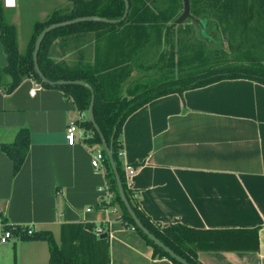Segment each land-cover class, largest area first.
Segmentation results:
<instances>
[{
  "label": "crops",
  "instance_id": "1",
  "mask_svg": "<svg viewBox=\"0 0 264 264\" xmlns=\"http://www.w3.org/2000/svg\"><path fill=\"white\" fill-rule=\"evenodd\" d=\"M5 8L19 31L20 13ZM32 36V35H31ZM30 36V39H31ZM20 52H25L30 39ZM74 40V41H73ZM60 43L58 61H95L93 36ZM73 58V59H72ZM8 59L0 40V239L6 226L50 231L60 243L66 224L87 222L109 235L110 264H175L122 221L118 208L100 209L106 175L92 166L98 146L70 145L67 127L79 111L64 92L26 78L11 93ZM30 132L21 170L1 145L20 129ZM122 163L137 173L129 180L141 212L154 224L195 230H255L259 250L199 252L200 264H264V84L226 79L156 99L134 112L122 131ZM103 148V147H101ZM5 222V226L2 222ZM59 233V241L57 240ZM49 245L13 234L0 241V264H49Z\"/></svg>",
  "mask_w": 264,
  "mask_h": 264
},
{
  "label": "trees",
  "instance_id": "2",
  "mask_svg": "<svg viewBox=\"0 0 264 264\" xmlns=\"http://www.w3.org/2000/svg\"><path fill=\"white\" fill-rule=\"evenodd\" d=\"M68 1L71 3L69 10L55 11L46 21L36 24L30 42L22 53L19 50L17 28L9 21L0 0V40L8 59L4 73L11 77V83L4 90L9 94L18 88L24 79L34 78L43 87L62 90L66 97L75 103L78 111L83 113L89 110L91 91L80 85L50 86L42 83L34 69L33 52L36 41L41 32L50 25L81 17L118 20L124 16L126 7L123 0ZM190 2L192 16L195 20H200L205 29L203 31L201 26L192 20L186 22L197 24L201 37L206 41L214 40L215 34L210 35L209 30L216 24L228 47L235 52L239 48L235 41L244 38L247 44L244 48L248 50L247 57L252 58V66L242 69H217L202 62L197 65L195 63L197 58L194 61L189 60L186 47L192 52L194 47L181 38V35L186 37L188 28L184 27V24L177 25L175 23L177 18L173 17L178 13L177 7L182 6V0H129L128 16L120 24L82 22L53 30L41 44L38 63L44 76L52 82L84 81L93 87L95 120L113 151L126 197L134 212L142 224L175 254L189 264H200L199 252L258 251V231H205L182 225L164 227L154 224L139 209L136 194L128 186L125 167L121 160L123 126L129 116L148 103L226 79L252 78L264 84V65L254 56V41L264 37V0H190ZM89 36H93L95 44L93 63L68 64L51 59L50 49L57 40L67 44L68 41L77 39L80 44L82 39ZM160 47H164L162 53L158 50ZM258 47L264 49V45ZM258 55L260 56L259 52ZM156 57L158 64H161L159 77L151 79L152 81L148 79L146 82L138 78L132 80L134 69L148 76L147 74L155 69L156 65H150V62L154 63L152 61ZM206 58L202 53L201 60L206 61ZM188 64L190 66L186 68ZM0 87L3 88L1 80ZM81 127L92 135L86 140V144L102 147L99 134L89 120L82 123ZM29 147L30 132L25 128L18 131L12 144L1 145L2 150L13 162L14 174L21 170ZM104 155L103 171L110 198H103L99 208L121 210L124 224L136 230L146 240L153 248L155 257L167 258L175 264H180L137 228L121 200L105 151ZM2 223L6 225L4 221ZM6 227L7 230L13 228V233L21 236L22 240L47 242L50 251L49 264H110L109 235L107 238H101L105 231L94 224L81 222L63 225L60 243L50 231L28 234L29 227ZM100 228L103 230L102 233H98Z\"/></svg>",
  "mask_w": 264,
  "mask_h": 264
},
{
  "label": "rangeland",
  "instance_id": "3",
  "mask_svg": "<svg viewBox=\"0 0 264 264\" xmlns=\"http://www.w3.org/2000/svg\"><path fill=\"white\" fill-rule=\"evenodd\" d=\"M19 7L17 11L20 13L19 20V38L22 43V47L26 42L29 41L30 36L33 34L34 28L38 22L46 21L55 11H64L69 10L71 8V3L68 0H18ZM178 13H176V17L178 18L183 13V3L182 6L177 7ZM174 20V18H172ZM184 27L188 28V34L186 37L181 35V38L186 41V43L191 44L194 47L193 52L188 50L186 51L187 57L189 60L194 61L197 65L199 64H210L213 65L214 68L217 69H242L243 67H250L253 65L252 58L249 59L247 57L248 50L244 48V45H247L244 42V38H238L235 41V44L239 46L238 51L235 52L231 50L228 46L227 41L224 40L222 34L219 32L216 24H213L209 30V34H215L214 40L206 41L204 40L200 33V27L193 22L184 23ZM183 27V29H184ZM247 39V38H245ZM60 43H63L60 40H57ZM56 41V42H57ZM54 42L50 49V56L55 62H68L67 59H62L58 61L56 57H61L63 55L64 49L60 48V44H56ZM72 45V41H69ZM264 45V37L254 41V56L256 60H260L261 64L264 65V49H260L258 46L263 47ZM204 46V49H203ZM159 52L162 53L164 51V47H160ZM204 50V51H203ZM258 52L260 56L258 55ZM204 53V56L207 57L206 61L201 60V54ZM185 54V55H186ZM158 57L154 58V60L150 65L155 66L152 71H150L146 76L144 73L142 74L138 69H134L133 78H138L143 80L142 82H146V80H153L159 77V68L161 64H158ZM248 58V59H247ZM73 59V58H72ZM153 59V58H152ZM258 60V61H259ZM157 61V62H156ZM202 62V63H201ZM69 63V62H68ZM164 65V63H163ZM165 66V65H164ZM190 64L187 65L188 68ZM161 73V72H160ZM165 73V72H164ZM151 80V81H152ZM59 241V233L58 238Z\"/></svg>",
  "mask_w": 264,
  "mask_h": 264
},
{
  "label": "water",
  "instance_id": "4",
  "mask_svg": "<svg viewBox=\"0 0 264 264\" xmlns=\"http://www.w3.org/2000/svg\"><path fill=\"white\" fill-rule=\"evenodd\" d=\"M125 3V13L124 16L121 19L118 20H111V19H106V18H101V17H81V18H76L70 21H65V22H61V23H56L53 25H50L48 27H46L41 34L39 35L36 44H35V48H34V52H33V61H34V69L36 74L39 76L40 80L42 81V83L50 85V86H63V85H80L83 86L87 89H89L92 93V98H91V103H90V107L88 110V118L89 121L93 124L95 130L97 131V133L99 134V137L101 139L102 142V147L103 150L105 151L107 158L109 160V163L111 165V168L113 170L114 176H115V180H116V184H117V188L119 191V195L121 197L122 202L124 203L129 215L131 216L132 220L134 221L135 225L137 226V228H139L155 245H157L158 247H160L161 249H163L166 253H168L173 259H175L178 263L180 264H189L185 259H183L182 257L178 256L177 254H175L171 249H169L167 246H165L159 239H157L140 221V219L138 218V216L136 215V213L134 212L133 208L131 207L125 191H124V187L120 178V175L118 173V169H117V165L116 162L114 160V156H113V151L112 149L108 146L106 139L104 137V135L102 134L98 124L96 123L95 120V116H94V104H95V93H94V89L93 87L88 84L87 82L84 81H57V82H52L50 80H48L44 74L42 73L39 63H38V53L40 51V47L41 44L43 42V40L45 39V37L47 36V34H49L50 32H52L53 30H56L58 28H63L66 26H70V25H74V24H78V23H82V22H102V23H106V24H120L121 22H123L129 13V9H130V3L129 0H123ZM183 1V13L177 18V20L175 21V23L177 25H183L187 20H192L195 23H197L198 25L201 26L202 30L204 31L205 26L204 24L200 21V20H195L194 17L191 14V2L190 0H182ZM101 238H107L108 237V233H104L100 236Z\"/></svg>",
  "mask_w": 264,
  "mask_h": 264
},
{
  "label": "built area",
  "instance_id": "5",
  "mask_svg": "<svg viewBox=\"0 0 264 264\" xmlns=\"http://www.w3.org/2000/svg\"><path fill=\"white\" fill-rule=\"evenodd\" d=\"M2 2L5 8L14 9L17 7V0H2ZM88 120L89 118L87 112H83V113L79 112L77 120L68 125L66 138L70 145H73L77 142V134L80 132L82 133L81 141L83 140L86 141L92 137V135L89 132H87L84 128L81 127V124L87 122ZM104 161H105V155L103 148L101 147L96 148L92 159L93 168H95L96 170H103ZM125 171H126V179L128 182V186L129 188H131L129 180L135 176V174L137 173V169L132 165H126ZM106 191H107V187H106ZM107 198H110L109 193L107 195ZM13 232H14L13 228L6 230L4 235L0 239L1 243H6L9 239H11L14 234ZM102 232L103 230L101 228L98 229V233H102ZM32 233L33 230L29 228L28 234H32Z\"/></svg>",
  "mask_w": 264,
  "mask_h": 264
}]
</instances>
